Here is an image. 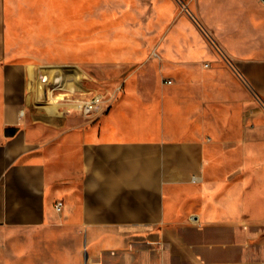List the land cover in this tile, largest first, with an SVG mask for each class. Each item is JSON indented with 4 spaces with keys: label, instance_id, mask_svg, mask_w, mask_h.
Returning <instances> with one entry per match:
<instances>
[{
    "label": "crops",
    "instance_id": "1",
    "mask_svg": "<svg viewBox=\"0 0 264 264\" xmlns=\"http://www.w3.org/2000/svg\"><path fill=\"white\" fill-rule=\"evenodd\" d=\"M186 8L241 78L202 39L124 23L84 59L122 73L86 118L58 100L104 89L85 70L11 64L0 47V227L19 264H188L168 254L192 253L193 237L194 264H264V119L250 115L251 94L264 99V1Z\"/></svg>",
    "mask_w": 264,
    "mask_h": 264
},
{
    "label": "rangeland",
    "instance_id": "2",
    "mask_svg": "<svg viewBox=\"0 0 264 264\" xmlns=\"http://www.w3.org/2000/svg\"><path fill=\"white\" fill-rule=\"evenodd\" d=\"M124 23L144 26L143 36L149 34L155 41L165 28H170V33L177 38L202 39L212 53L203 48L201 54L207 53L212 60L217 59L218 65L238 72L241 78L237 65L209 32L202 29L195 15L189 13L186 0H0V47L11 64L76 65L85 70L92 81L99 82L98 88H104H100L102 93L110 96L121 82V69L113 63L100 65L84 59L97 53L100 43L118 37ZM34 58L39 61L34 62ZM203 62L213 64L209 60ZM220 76L226 79L224 73ZM251 100L254 103L250 105L251 117L264 119V99L252 93ZM4 230L0 227V264H19L18 254L3 244L7 240L3 236L10 235ZM19 240L14 239L11 246H18ZM50 240L38 239L37 244H50ZM60 240L63 246L74 244L73 239ZM184 240L191 242L192 253L175 256L172 253L177 248L172 246V253L168 254L170 262L180 256L186 258V263L194 264L198 258L193 248L197 239ZM43 256L50 258L49 254Z\"/></svg>",
    "mask_w": 264,
    "mask_h": 264
},
{
    "label": "built area",
    "instance_id": "3",
    "mask_svg": "<svg viewBox=\"0 0 264 264\" xmlns=\"http://www.w3.org/2000/svg\"><path fill=\"white\" fill-rule=\"evenodd\" d=\"M166 83H171L167 80ZM46 90L50 93H57L55 97L58 98V94L65 89L64 83L60 79H54L46 85ZM120 86L117 87V90ZM65 100L73 103L77 111L86 118H95L99 113L106 111L109 108V96L101 91L91 93L86 98L66 96V93L58 100ZM196 180V178H194ZM62 201H57L55 204V210L60 211L62 208Z\"/></svg>",
    "mask_w": 264,
    "mask_h": 264
},
{
    "label": "water",
    "instance_id": "4",
    "mask_svg": "<svg viewBox=\"0 0 264 264\" xmlns=\"http://www.w3.org/2000/svg\"><path fill=\"white\" fill-rule=\"evenodd\" d=\"M262 1H264V0H262Z\"/></svg>",
    "mask_w": 264,
    "mask_h": 264
}]
</instances>
